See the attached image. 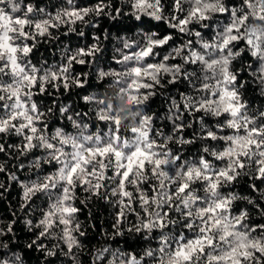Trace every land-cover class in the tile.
I'll list each match as a JSON object with an SVG mask.
<instances>
[{
    "label": "snow or ice",
    "instance_id": "1",
    "mask_svg": "<svg viewBox=\"0 0 264 264\" xmlns=\"http://www.w3.org/2000/svg\"><path fill=\"white\" fill-rule=\"evenodd\" d=\"M121 4L113 9L105 0L85 6L66 0L51 13L32 0H0V138L20 140L0 142V153H40L28 165H17L36 173L28 182L0 163V174L9 182L0 183V196L19 184L20 211L33 217L24 219L34 237L27 249L42 253L44 264H85L87 229L77 201L87 207L95 198L118 209L112 241L128 233L156 246L136 254L105 245L91 253L88 264H264V223H254L247 207L264 218L259 202L264 201V110L251 109L244 98L249 81L240 76L247 53L252 58L248 75L264 96V0ZM125 6L130 10L124 11ZM90 15L126 16L140 25L147 18L174 32L161 37L142 31L139 39L120 38L122 47L112 56L118 68L97 67L102 55L98 36L91 45L66 48L59 64L32 62L38 38L58 39L50 29L61 25H69L65 35L76 33L73 26L88 24ZM213 29L205 39L204 32ZM177 38L180 43L170 46ZM237 61L240 69H234ZM74 65H90L98 81L111 79V95L82 97L92 105L86 112H72L59 100L61 89L68 93L89 82V73L74 74ZM157 95L167 105L162 116L148 114ZM36 96L52 98L53 107L41 110ZM56 110L70 129L61 124L50 133L46 117ZM119 112L128 119L122 122ZM157 120L167 121L170 131L157 126ZM93 123L96 130L90 131ZM189 130L192 135L186 137ZM198 142V159H185L183 147ZM173 144L180 148L174 151ZM45 165L52 171L41 175ZM242 178L257 198L231 190ZM238 201L246 204L239 211ZM18 223L19 218L0 225V264H25L11 243Z\"/></svg>",
    "mask_w": 264,
    "mask_h": 264
},
{
    "label": "trees",
    "instance_id": "2",
    "mask_svg": "<svg viewBox=\"0 0 264 264\" xmlns=\"http://www.w3.org/2000/svg\"><path fill=\"white\" fill-rule=\"evenodd\" d=\"M33 3L38 4L39 7L45 8L46 12L55 13L58 9L65 6L66 0H32ZM99 0H78V3L81 6L85 5H94L98 3ZM106 3H111L112 8L122 7L121 0H105ZM128 7H124V11H129ZM115 15V13H112ZM89 23H77L73 27L76 28V33L83 31L85 35L83 37L77 35L76 33H65L68 31L69 25H61L59 29H50L54 37H58V39L48 40L47 38H38L39 43L36 48L30 54V58L33 63L39 65L42 62H47L48 65L59 64L62 61V53H64L66 48L75 51L77 48L85 47L91 45L92 43H96L97 41L93 40L94 36L100 37L99 46L102 49V55L99 56V63L97 67H103L105 70L109 66L113 68H118L119 66L112 62V56L118 55L115 52L116 48L122 47V41L120 38L127 37L130 39H139L138 33L142 31H156L162 37L163 35L168 34L169 32H174L168 28V26L164 23H159L155 21H151L145 18V22L143 25H140L139 22H136L131 17L120 16L116 20L111 19L109 16H95L90 15L86 18ZM94 25V26H93ZM215 29L210 31H205L204 36L205 39H209ZM187 39V37H185ZM31 43V41L29 42ZM180 43V40L177 38L174 41L170 42V46ZM169 47H166L162 53L167 54ZM91 60V57L86 58ZM159 59V58H158ZM244 71L240 73L242 80H248V88L245 92L244 98L246 100L251 101V109L260 108L264 110V96L260 95L259 87L251 82V77L248 75L249 69L247 65L252 62V58L249 54H244ZM241 64L239 61L234 62V69H240ZM75 73H89L88 84L80 89L73 87L70 92L65 93L63 89H61L59 95V100L63 105H70L72 112H86L89 107L92 105H87L83 101L82 97L85 95H99L103 96L105 93L111 95L112 89L111 79H105L103 81H98L95 75L94 69L90 65H74ZM177 88L180 90H184L183 85H177ZM53 90L49 88V92ZM35 99L38 102H42L41 110H45L48 107H53L52 98L44 97V96H36ZM117 111L120 109V105L117 104ZM166 103L165 97L162 95H157V97L153 98L151 101V108L148 110V114H152V112H156L158 115H163L166 111ZM250 109V110H251ZM71 114V113H70ZM124 114V113H123ZM125 119L128 117L124 114ZM49 124L51 125L49 132L51 133L57 126L61 124L64 125L65 128L70 129V125L66 121H61L59 112L56 110L54 114H50L46 117ZM90 123H92L90 121ZM157 126L163 125L165 131H170L171 125L167 121L157 120ZM100 127H104L103 124ZM95 124H92L90 131H95ZM125 136H130V132H124ZM192 135L191 130L185 132L186 137H190ZM0 142L16 144L19 143V138L13 136L11 138L4 136L0 138ZM172 148L174 151L180 148V146L173 144ZM202 148V144L200 142L194 145L184 146L182 151L184 153L185 159H198V152ZM9 152L12 153V157H10L7 153H0V163H5L6 167L9 171H16L19 178L25 182H28V179H35L36 173L25 167V169L20 170L17 165L19 163H24L28 165L30 161H32L36 155H39V152H35L28 157H20L18 153L14 150L9 149ZM15 157V158H13ZM209 159H212L209 157ZM217 166H221L220 162H216ZM52 171V168L45 165L43 172L41 175L46 174L47 172ZM0 183H4L6 186L8 185V181L6 179V174H0ZM147 188V185H144ZM131 190V189H130ZM232 191L238 192L241 195H249L253 196V198H257L256 194L251 193L250 189L247 188V180L242 178L236 186L231 189ZM223 191L227 192L229 189H224ZM202 193V190L200 192ZM22 195V189L19 184L13 183L8 188L7 192H4L3 196H0V225L7 224L10 220L19 218V223L15 225V235L11 241L14 251L19 253L25 264H44V256L42 253L37 252L35 250L27 249L26 245L33 239V235L27 231L24 227V219L25 218H33L30 213L26 214L20 211V197ZM80 198L83 199L84 193H79ZM115 199V198H113ZM261 206L264 207V201H259ZM36 203H40L36 201ZM77 206L82 208V211L79 215V220L82 222L84 227L87 229V238L84 239V255L82 257L85 264H88V261L91 259V253L95 252L98 248L104 247L105 245H111L113 249L119 248L125 252H134L136 254H142L143 250L149 246L155 247V241L145 242L142 238L134 235L126 233L123 237H116V241H112L109 237L112 233V223L113 218L115 216V212L118 209H114L111 204L106 203L104 200L93 199L88 202L87 207L79 204L77 201ZM138 207V206H137ZM246 207V204L242 201H238L235 204V209L239 211L241 208ZM250 211V215L252 216V220L254 223H264V218H262L257 209L252 206H247ZM13 211H15L16 215H13ZM131 219H135V217H131ZM179 231V229H177ZM108 233V237L104 235V233ZM190 235V234H189ZM127 242V243H125ZM23 249V251H21ZM54 264H59L58 261H54ZM106 264V262H105Z\"/></svg>",
    "mask_w": 264,
    "mask_h": 264
},
{
    "label": "clouds",
    "instance_id": "3",
    "mask_svg": "<svg viewBox=\"0 0 264 264\" xmlns=\"http://www.w3.org/2000/svg\"><path fill=\"white\" fill-rule=\"evenodd\" d=\"M119 118L123 122V120L125 119V116H124L123 112H119Z\"/></svg>",
    "mask_w": 264,
    "mask_h": 264
}]
</instances>
